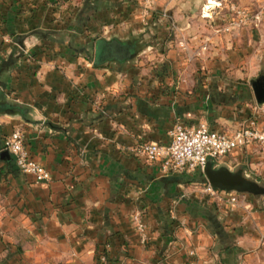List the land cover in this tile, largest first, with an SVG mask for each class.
<instances>
[{
	"label": "crops",
	"instance_id": "1",
	"mask_svg": "<svg viewBox=\"0 0 264 264\" xmlns=\"http://www.w3.org/2000/svg\"><path fill=\"white\" fill-rule=\"evenodd\" d=\"M205 1L156 0L145 14L142 0H0V264H264V194L210 196L203 172L162 173L141 154L180 121L264 129V103L223 100L247 33H202ZM16 129L48 181L2 149ZM209 162L264 180L257 146Z\"/></svg>",
	"mask_w": 264,
	"mask_h": 264
},
{
	"label": "built area",
	"instance_id": "2",
	"mask_svg": "<svg viewBox=\"0 0 264 264\" xmlns=\"http://www.w3.org/2000/svg\"><path fill=\"white\" fill-rule=\"evenodd\" d=\"M156 0H142L144 13L147 14ZM222 6V0H206L201 7V16L213 20L216 9ZM230 17L226 18L222 25L216 28V32L229 33L241 25L247 24L249 13L246 9L229 6ZM172 27H174L172 25ZM174 29V28H173ZM206 49V45H202ZM169 141L167 143L145 142L141 146V154L147 162H157L162 173H181L184 171L203 172L210 160H220L235 149L246 146H257L264 150V129L260 128L255 119L248 120L232 132L227 133L208 127L206 123L186 125L176 122L168 130ZM2 149L12 154L17 169L26 175L34 177L35 181L43 182L50 179L49 171L40 163L31 158L23 133L16 129L3 142ZM207 193L217 195L218 189L207 184ZM228 193L231 201H236L232 192ZM131 222L138 234L141 243L148 239V227L141 211H135L131 215ZM193 254V252H190ZM104 260V256L100 257Z\"/></svg>",
	"mask_w": 264,
	"mask_h": 264
},
{
	"label": "rangeland",
	"instance_id": "3",
	"mask_svg": "<svg viewBox=\"0 0 264 264\" xmlns=\"http://www.w3.org/2000/svg\"><path fill=\"white\" fill-rule=\"evenodd\" d=\"M76 3L80 2V0H74ZM235 5L236 7L246 9L249 13V20L247 24L241 25L240 28H236L235 30H245L247 33L246 36V45L245 48L246 53L242 56V59L236 61L237 63H232L233 67L231 70L225 72V76L230 81H235L240 79V85L229 86L224 84L222 87L226 94L223 100L231 101L232 96H238L239 99L238 103L233 104L232 112H235L238 109H248L249 111H253V109H258L260 105L264 102H259L256 98V94L254 91L253 83L262 85L264 87V0H222V6L217 8L215 13L213 14V20H209L208 18H204L201 16V8L199 16L200 21H202V26L195 24L196 28H201L202 33H206V28L212 30L213 33L216 35H221L225 32H216V28L224 22V20L230 17L233 12H230L229 6ZM189 11L186 10V15H194L196 18L198 9L192 5V8ZM198 18V17H197ZM196 18V19H197ZM221 27V26H220ZM204 29V30H203ZM173 33V32H172ZM208 38H202V45H206L209 43ZM145 55V54H144ZM143 54L139 57V59H143L145 64L149 66H156L162 63L161 55H154V56H144ZM229 64H231L228 61ZM237 66V67H236ZM236 69H239L236 71ZM262 79V82H260ZM253 119V117H250ZM249 119V120H251ZM181 122V121H180ZM243 125V124H242ZM241 126V125H240ZM223 167V166H222ZM243 169L236 166L232 168V172H242ZM243 173V172H242ZM253 176V179L248 178L251 181H254L257 185L264 188V180L257 178L258 172ZM259 175V174H258ZM219 191V190H218ZM229 192H233L236 197L241 198L245 197H255L262 194H253L251 192H239L231 190ZM212 196V195H210ZM146 222V221H145ZM147 224V223H146ZM148 227V225H147Z\"/></svg>",
	"mask_w": 264,
	"mask_h": 264
},
{
	"label": "water",
	"instance_id": "4",
	"mask_svg": "<svg viewBox=\"0 0 264 264\" xmlns=\"http://www.w3.org/2000/svg\"><path fill=\"white\" fill-rule=\"evenodd\" d=\"M256 98L259 102H264L261 92L264 87L253 83ZM203 173L209 184L217 189L226 191L251 192L253 194H264V188L254 181L244 177L242 172H232L225 167L212 168L210 162L207 163Z\"/></svg>",
	"mask_w": 264,
	"mask_h": 264
},
{
	"label": "flooded vegetation",
	"instance_id": "5",
	"mask_svg": "<svg viewBox=\"0 0 264 264\" xmlns=\"http://www.w3.org/2000/svg\"><path fill=\"white\" fill-rule=\"evenodd\" d=\"M260 82H262V79H261V81ZM261 97H263L264 98V89H263V91L261 92Z\"/></svg>",
	"mask_w": 264,
	"mask_h": 264
},
{
	"label": "trees",
	"instance_id": "6",
	"mask_svg": "<svg viewBox=\"0 0 264 264\" xmlns=\"http://www.w3.org/2000/svg\"><path fill=\"white\" fill-rule=\"evenodd\" d=\"M101 255H103V253H101Z\"/></svg>",
	"mask_w": 264,
	"mask_h": 264
}]
</instances>
